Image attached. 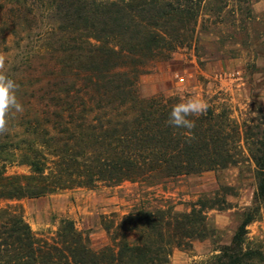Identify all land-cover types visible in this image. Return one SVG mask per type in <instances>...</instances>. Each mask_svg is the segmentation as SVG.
Returning a JSON list of instances; mask_svg holds the SVG:
<instances>
[{"label": "rangeland", "instance_id": "rangeland-1", "mask_svg": "<svg viewBox=\"0 0 264 264\" xmlns=\"http://www.w3.org/2000/svg\"><path fill=\"white\" fill-rule=\"evenodd\" d=\"M228 5L220 12L207 7L192 29L173 32L177 40L155 30L166 38L165 42L152 51L138 48V52H132L128 42L121 46L90 40L91 44L71 43L62 48H46L37 41L19 43L6 32L2 14L0 54L6 56L7 75L18 83L17 95L24 107L23 113L10 115L9 131L0 135V143L7 145L0 163L6 166L5 175L32 174L31 168L21 163L25 155H30L32 145L48 158L46 173L56 170L53 161L59 159L55 153L66 147L62 138L76 135V124L85 123L79 118L84 111L88 112L85 116L89 123L120 122L124 113L131 115L130 107L119 101L83 104L75 99L52 100L54 93L72 90L78 94L87 85L88 52L99 56L98 49L114 50L110 57L120 66L113 70V80L134 83V96L178 103L198 98L217 111H228L241 128L264 127V0H229ZM36 120L38 134L33 133ZM45 129L52 132L51 137L43 135ZM65 129H69L68 134H62ZM43 141H50V146H39ZM68 145L71 153L82 149L76 139L69 140ZM240 159L238 165L196 175L117 185L97 182L92 187L68 184L41 196L0 198V215L20 216L39 242L62 248L66 255L72 242L63 228L65 222L71 223L75 238L99 253L106 248L117 251L124 241H142V234L123 224L132 212H188L200 198L224 199L223 208L215 206L205 211L211 236L190 240V247H173L169 263L207 264L232 242L244 212L256 200V166L244 142ZM248 231L250 245L264 250V205Z\"/></svg>", "mask_w": 264, "mask_h": 264}, {"label": "trees", "instance_id": "trees-1", "mask_svg": "<svg viewBox=\"0 0 264 264\" xmlns=\"http://www.w3.org/2000/svg\"><path fill=\"white\" fill-rule=\"evenodd\" d=\"M228 1L1 0L0 16H7H3L5 30L19 43L37 41L46 48H62L71 43L91 44L90 40L105 45L116 42L121 46L128 42L132 52L138 48L152 51L151 48L166 40L155 30L177 40L173 32L192 29L207 7L220 12L229 6ZM98 52L99 56L88 52L87 85L78 94L72 90L54 93L52 100L75 99L83 104L105 99L119 101L130 107L131 115L124 113L120 122L89 123L85 116L88 112L84 111L79 118L85 123L76 124V135L62 138L66 147L55 153L59 159L53 161L56 170L46 173L48 158L33 145L30 155L21 160L31 168V175L6 176V166H0V198L41 196L67 188L68 184L117 185L124 181L162 180L222 170L241 162L244 142L256 166V200L244 212L232 242L207 264H264V250L251 246L247 238L248 226L264 205V127L241 128L228 111L210 106L204 115L191 118L195 121L191 132L171 127L167 123L169 113L178 102L134 96V83L127 79L122 83L113 80V70L120 66L110 57L114 50L98 49ZM70 114L73 119L72 110ZM34 123L33 133L38 134L39 120ZM68 133L69 129L62 130V134ZM51 134L49 129L43 132L45 137ZM74 139L82 148L76 154L67 148L68 141ZM39 146L49 147L50 141ZM6 150L7 145L0 143V163ZM225 203L224 199L204 197L188 212L164 209L132 212L123 224H130L143 239L133 244L124 241L117 251L106 248L94 252L82 239L75 238L73 225L65 222V235L72 242L67 255L62 248L39 242L20 216L0 215V264H169L173 247H190V240L211 236L205 211L215 206L223 208Z\"/></svg>", "mask_w": 264, "mask_h": 264}, {"label": "clouds", "instance_id": "clouds-1", "mask_svg": "<svg viewBox=\"0 0 264 264\" xmlns=\"http://www.w3.org/2000/svg\"><path fill=\"white\" fill-rule=\"evenodd\" d=\"M6 56L0 54V135L9 131V117L12 113L21 114L24 107L18 99V83L7 75ZM208 110L207 103L198 98L187 99L177 103L170 111L168 125L186 129L191 132L195 128L192 117L204 115Z\"/></svg>", "mask_w": 264, "mask_h": 264}]
</instances>
